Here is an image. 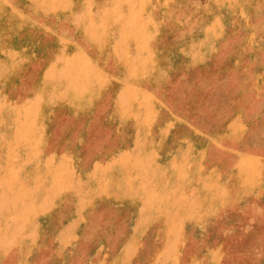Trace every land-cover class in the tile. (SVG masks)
Returning <instances> with one entry per match:
<instances>
[{
    "label": "rangeland",
    "instance_id": "374dc122",
    "mask_svg": "<svg viewBox=\"0 0 264 264\" xmlns=\"http://www.w3.org/2000/svg\"><path fill=\"white\" fill-rule=\"evenodd\" d=\"M0 264H264V0H0Z\"/></svg>",
    "mask_w": 264,
    "mask_h": 264
},
{
    "label": "crops",
    "instance_id": "0c3cea01",
    "mask_svg": "<svg viewBox=\"0 0 264 264\" xmlns=\"http://www.w3.org/2000/svg\"><path fill=\"white\" fill-rule=\"evenodd\" d=\"M125 193V192H124ZM124 193H118V196L119 197H117V199H115V200H113V202H115V204L116 205H119V207L121 206V205H123V206H125L124 204H123V201L124 200H126V201H129V199H133V198H130L129 197V195L127 196V199L125 198V195H124ZM114 196H116V195H114ZM137 201V200H136ZM127 210H128V208H127ZM123 211V210H122ZM130 210H128V212H129ZM131 211H132V209H131ZM141 211V210H140ZM130 241V240H129ZM128 242V241H127Z\"/></svg>",
    "mask_w": 264,
    "mask_h": 264
}]
</instances>
